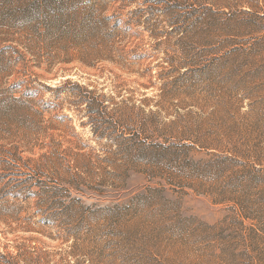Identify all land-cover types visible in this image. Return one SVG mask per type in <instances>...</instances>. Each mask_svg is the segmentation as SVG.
<instances>
[{"label":"rangeland","instance_id":"obj_1","mask_svg":"<svg viewBox=\"0 0 264 264\" xmlns=\"http://www.w3.org/2000/svg\"><path fill=\"white\" fill-rule=\"evenodd\" d=\"M0 264H264V0H0Z\"/></svg>","mask_w":264,"mask_h":264}]
</instances>
